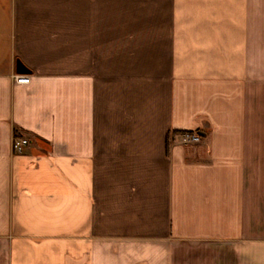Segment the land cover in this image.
Returning a JSON list of instances; mask_svg holds the SVG:
<instances>
[{"label": "crops", "instance_id": "0c3cea01", "mask_svg": "<svg viewBox=\"0 0 264 264\" xmlns=\"http://www.w3.org/2000/svg\"><path fill=\"white\" fill-rule=\"evenodd\" d=\"M0 264H264V0H0Z\"/></svg>", "mask_w": 264, "mask_h": 264}, {"label": "built area", "instance_id": "2783aa9c", "mask_svg": "<svg viewBox=\"0 0 264 264\" xmlns=\"http://www.w3.org/2000/svg\"><path fill=\"white\" fill-rule=\"evenodd\" d=\"M16 82L19 84H28L30 82V77L28 75L17 76ZM184 139L187 142L199 143L201 142V137L197 134L185 133ZM31 144V140L26 137H14L12 142V148L15 153H22Z\"/></svg>", "mask_w": 264, "mask_h": 264}, {"label": "water", "instance_id": "95a60500", "mask_svg": "<svg viewBox=\"0 0 264 264\" xmlns=\"http://www.w3.org/2000/svg\"><path fill=\"white\" fill-rule=\"evenodd\" d=\"M17 69L20 72H25V73L30 72L20 61H18V63H17Z\"/></svg>", "mask_w": 264, "mask_h": 264}, {"label": "trees", "instance_id": "16d2710c", "mask_svg": "<svg viewBox=\"0 0 264 264\" xmlns=\"http://www.w3.org/2000/svg\"><path fill=\"white\" fill-rule=\"evenodd\" d=\"M17 134H18V132H17Z\"/></svg>", "mask_w": 264, "mask_h": 264}]
</instances>
